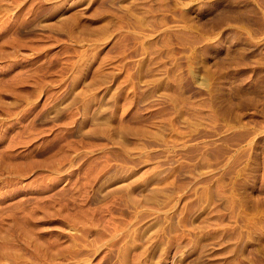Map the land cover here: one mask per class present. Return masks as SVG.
Masks as SVG:
<instances>
[{
    "label": "rangeland",
    "instance_id": "1",
    "mask_svg": "<svg viewBox=\"0 0 264 264\" xmlns=\"http://www.w3.org/2000/svg\"><path fill=\"white\" fill-rule=\"evenodd\" d=\"M0 264H264V0H0Z\"/></svg>",
    "mask_w": 264,
    "mask_h": 264
}]
</instances>
